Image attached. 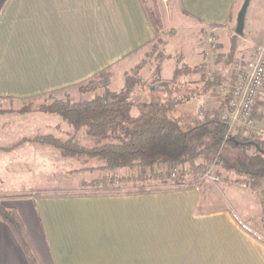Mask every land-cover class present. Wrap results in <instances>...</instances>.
I'll use <instances>...</instances> for the list:
<instances>
[{
    "label": "crops",
    "instance_id": "0c3cea01",
    "mask_svg": "<svg viewBox=\"0 0 264 264\" xmlns=\"http://www.w3.org/2000/svg\"><path fill=\"white\" fill-rule=\"evenodd\" d=\"M166 1L157 5L168 12ZM143 2L0 0V104L22 109L102 72L125 75L156 40ZM243 2L177 0L184 25L168 20L175 53L193 62L214 41L224 55L234 43L233 62L242 52L249 59L264 45V0H250L237 36ZM188 35L196 39L186 56ZM233 177L144 195L30 197V215L10 210L21 219L39 264H264V197ZM256 187L264 191V182ZM0 264H29L1 219Z\"/></svg>",
    "mask_w": 264,
    "mask_h": 264
},
{
    "label": "trees",
    "instance_id": "16d2710c",
    "mask_svg": "<svg viewBox=\"0 0 264 264\" xmlns=\"http://www.w3.org/2000/svg\"><path fill=\"white\" fill-rule=\"evenodd\" d=\"M143 4L156 40L142 60L125 74L124 87L112 92L109 87L116 74L112 70L102 72L79 88L80 92L95 93L92 98L78 102L58 100L40 108V113L60 119L71 130L67 132L66 140L47 137L40 139V143L60 150L75 162L99 164L76 171H98L102 176L89 183L82 182L81 192L75 196L163 192L145 188L125 191L121 187L129 182H147L150 178L169 182L173 171L177 173V184L165 191L194 189L205 183L200 182V177L214 165L215 175L225 172L243 178L247 188L264 197V191L259 192L256 187L257 182H264V144L244 138L238 131L229 133L228 126L219 118L224 102L213 108L204 104L205 98L226 82L228 77L222 74H228L230 80L234 43L224 61H219L221 71L211 74L206 63L189 65L178 55L177 69L171 78L160 77L157 70L151 82L143 83L140 72L145 66L154 62L159 66L165 60L167 42L162 37L171 39L175 36L174 30L164 29L156 3ZM188 76H198L196 87L182 81ZM99 91L102 93L98 94ZM79 133L85 138H76ZM156 167L161 168L154 170ZM120 170L136 172L124 179L118 178ZM261 207L264 222V201ZM0 219L12 230L29 264H39L21 219L15 210H7L1 199Z\"/></svg>",
    "mask_w": 264,
    "mask_h": 264
},
{
    "label": "rangeland",
    "instance_id": "374dc122",
    "mask_svg": "<svg viewBox=\"0 0 264 264\" xmlns=\"http://www.w3.org/2000/svg\"><path fill=\"white\" fill-rule=\"evenodd\" d=\"M146 1L150 6L153 2L156 3V5L157 1L159 2V0ZM176 1L177 0L166 1L168 12H166V8L164 10L160 3L158 4L159 6L157 5L165 30L170 29L171 21L168 23L169 17L177 18L179 24H182V26L184 25L183 19H181L182 14L176 7ZM186 38L189 39L184 40L182 49L184 50V54L189 56L195 47L192 44V37L188 35ZM162 39L166 42L169 41L164 50L163 56L165 60L160 62L159 66L158 62L152 63L149 67L145 66L140 72L143 83L151 82L157 70L160 77L168 79L171 78L174 70L177 69L176 57L178 55L180 56L182 53H175V51L178 50V47L174 43L176 39L172 41L165 37H162ZM192 39L196 38L193 37ZM219 50L217 45L213 51L207 46V48L200 53L198 59L195 58V61L193 60L192 62L184 58V62L189 65L194 64V62V65L206 63L210 68L211 74L212 72L221 71L222 65L219 64V61H224L226 55ZM149 51L150 48L147 52ZM244 54L245 52L239 54V56L241 55L242 57L241 59L239 57L237 61L245 62L248 60L246 57L247 55ZM142 56L136 60V65L142 60ZM120 69L121 71L125 70L123 67ZM130 69H132V67ZM222 75L228 78L221 87L215 89L205 98L204 104L207 108L217 107L221 102H224L227 92L226 89L228 88L230 80L228 74ZM125 77L126 75H122L114 78L109 89L112 92L120 91L124 87ZM197 80L198 76H188L182 79L183 82H190L192 88L197 86ZM88 81L76 86L67 87V89L61 90V92H53L39 100L27 102L22 109H15L10 103L6 102H4L3 105L0 104V114L8 113L2 117L0 116V142L2 144L5 143L0 147V199L7 210L13 208L19 209L21 212L25 213V215H30L31 211L29 207H31V204L29 205V202H32L30 197L75 196L81 192L80 184L82 182L85 181L89 183L102 176L98 171L76 172L86 166L97 167L99 164L96 162H89L87 165L75 162L65 157L60 150L47 144L40 143V139H45L47 137L66 140L67 132H71V130L68 129L67 124L60 119L50 114L40 113L39 109L51 104L53 101H67V99H69L73 102H78L92 98L95 96V93L80 92L79 89ZM222 87L224 90L221 89ZM101 93V91L98 92V94ZM260 103L264 105L263 97L259 98L258 104L254 108V115L257 120L259 119V122L264 124V115L261 114L259 116L257 112L258 107L260 108ZM185 108L187 109L186 106ZM240 134L244 138H250V136L245 135V133ZM76 138L82 140L85 138V135L79 133ZM4 154L6 157H4ZM160 168L156 167L154 170ZM135 172V170H120L117 175L118 178L127 179L134 175ZM151 173L148 172V174ZM220 177L221 179L218 184L229 181V179L231 181L234 179L233 176L225 172H222ZM149 180V182H129L128 184H124V187L121 188L125 191H137L141 188H145L146 190L155 189L165 191L166 185H170V181L169 183H163L151 178ZM242 183L246 185L244 180ZM207 184L211 185V183Z\"/></svg>",
    "mask_w": 264,
    "mask_h": 264
},
{
    "label": "built area",
    "instance_id": "2783aa9c",
    "mask_svg": "<svg viewBox=\"0 0 264 264\" xmlns=\"http://www.w3.org/2000/svg\"><path fill=\"white\" fill-rule=\"evenodd\" d=\"M215 47L216 44L211 41L210 50L213 51ZM221 89L224 90L223 87ZM226 91L224 105L219 114L221 122L228 126L229 133L233 131L245 133L264 144V124L254 115V108L264 92V45L255 48L246 62L236 60L233 63ZM213 169L214 165L200 177V182L218 184L221 177L215 175ZM169 181L170 185H166V189L177 184L176 171L171 173Z\"/></svg>",
    "mask_w": 264,
    "mask_h": 264
},
{
    "label": "water",
    "instance_id": "95a60500",
    "mask_svg": "<svg viewBox=\"0 0 264 264\" xmlns=\"http://www.w3.org/2000/svg\"><path fill=\"white\" fill-rule=\"evenodd\" d=\"M249 3H250V0H244L240 8V11L237 15L236 29H235V33L237 36H241L243 33L244 18H245V14L249 6Z\"/></svg>",
    "mask_w": 264,
    "mask_h": 264
}]
</instances>
